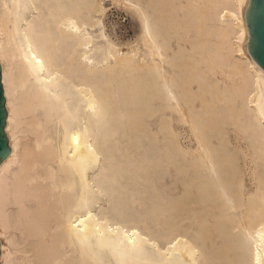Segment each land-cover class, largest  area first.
<instances>
[{
  "label": "bare ground",
  "instance_id": "6f19581e",
  "mask_svg": "<svg viewBox=\"0 0 264 264\" xmlns=\"http://www.w3.org/2000/svg\"><path fill=\"white\" fill-rule=\"evenodd\" d=\"M106 2L135 18L130 44ZM248 6L0 0V264H264Z\"/></svg>",
  "mask_w": 264,
  "mask_h": 264
},
{
  "label": "water",
  "instance_id": "95a60500",
  "mask_svg": "<svg viewBox=\"0 0 264 264\" xmlns=\"http://www.w3.org/2000/svg\"><path fill=\"white\" fill-rule=\"evenodd\" d=\"M245 21L249 32L247 48L254 61L264 70V0H249ZM5 116L0 68V162L10 151L3 131Z\"/></svg>",
  "mask_w": 264,
  "mask_h": 264
},
{
  "label": "rangeland",
  "instance_id": "374dc122",
  "mask_svg": "<svg viewBox=\"0 0 264 264\" xmlns=\"http://www.w3.org/2000/svg\"><path fill=\"white\" fill-rule=\"evenodd\" d=\"M106 3L107 7L111 5L107 10V15L103 19L106 31L116 44L121 46L130 44L133 41L132 32L135 18L131 12L126 13L119 6L111 4L110 2ZM124 50L125 48L123 51ZM239 153L242 158L244 171H248L253 175L254 167L252 166L251 155L248 148H240ZM35 171H45V174H47L51 169L49 167L41 168L39 165H36Z\"/></svg>",
  "mask_w": 264,
  "mask_h": 264
},
{
  "label": "snow or ice",
  "instance_id": "6c2138e0",
  "mask_svg": "<svg viewBox=\"0 0 264 264\" xmlns=\"http://www.w3.org/2000/svg\"><path fill=\"white\" fill-rule=\"evenodd\" d=\"M33 59L36 60L35 56L33 57ZM36 63H37V64H40L41 61H40V60H36Z\"/></svg>",
  "mask_w": 264,
  "mask_h": 264
}]
</instances>
